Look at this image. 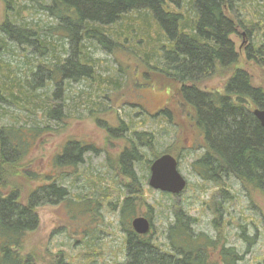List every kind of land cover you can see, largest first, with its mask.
<instances>
[{
  "label": "rangeland",
  "instance_id": "rangeland-1",
  "mask_svg": "<svg viewBox=\"0 0 264 264\" xmlns=\"http://www.w3.org/2000/svg\"><path fill=\"white\" fill-rule=\"evenodd\" d=\"M187 1L179 0V7L173 4L170 8L183 11L181 7L188 8ZM262 3V0L256 5L251 0L235 3V32L230 39L238 55L236 67L247 71L252 83L264 89V71L246 58L247 47L258 46L264 33ZM136 20H121L107 28L117 35L113 36L115 46H110V50L96 41L84 42L83 48L92 60V76L76 81L65 79L56 87L46 84L45 77L49 66L57 62L61 65L70 56L68 41L48 32L54 20L34 1L0 0V62L10 68L8 72L0 69V126L40 122L51 127L27 157L9 165L0 162L6 168L2 171L0 167V183L23 180L26 184L21 185L20 195L24 198L37 184L56 179L65 188L68 199L78 197L87 201L86 207L90 209L79 212V205L69 207L63 200L57 205L38 207V224L27 237L26 251L36 262L44 264H53L59 257L69 264L123 262L124 231L119 211L127 199L137 211L133 218L143 216L150 221L148 235L161 249L166 244V229L174 220L173 212L182 210L196 220L192 226L195 232L218 237L219 244L233 246L240 252L246 247L240 237L244 227L253 245L241 264L263 263L264 193L243 185L233 176L216 184L194 173L192 164L204 153L203 140L193 130L188 109L174 112L177 97L164 75L145 74L152 70L140 55L143 57L142 53L150 46L146 47L140 38L141 18L138 16ZM4 24L25 30L37 28L42 37L37 42L18 44L1 30ZM160 44H155L159 54ZM217 76L207 83L213 90L219 89L223 81ZM14 77L24 85L27 83L25 91L30 94L18 95V102L27 106L28 101L33 114L18 107L16 101L9 103V98L4 99L8 95L1 87L4 78L8 82ZM41 78L43 87L38 85ZM167 104L173 111L170 122L158 114ZM43 105L61 109V121L43 118L37 110ZM143 132L152 134V150L138 146L137 134ZM68 141L84 146L81 161L70 166L54 165L53 159L62 154ZM125 148L135 151L136 162L120 161ZM165 150L176 158L177 169L186 180L185 189L177 195L154 190L148 184L149 167L155 159L152 154ZM18 166L19 178L9 173V168L17 172ZM128 169L135 173L136 180L125 173Z\"/></svg>",
  "mask_w": 264,
  "mask_h": 264
},
{
  "label": "trees",
  "instance_id": "trees-1",
  "mask_svg": "<svg viewBox=\"0 0 264 264\" xmlns=\"http://www.w3.org/2000/svg\"><path fill=\"white\" fill-rule=\"evenodd\" d=\"M32 1L54 20L48 32L65 39L70 45V56L63 59L61 65L57 62L47 70L46 84L56 87L65 79L76 81L79 77L92 76V60L83 48L84 42L96 41L110 50V46H115L113 36L117 35L107 28L121 20L137 21L139 16L143 26L139 30L140 38L146 47L150 46L142 53L143 57L140 55L143 63L152 70L145 74L164 75V80L177 97L173 102L174 105L176 103L174 112L176 109H188L193 130L203 140L204 153L192 164L194 173L202 180L216 184H222L224 178L233 176L243 185L264 193V128L252 115L253 109H264V89L252 83L247 71L236 67L238 55L230 35L235 32L234 5L238 0H188V8L181 7L183 11L170 8L173 4L175 8L179 7V0ZM258 1L251 0L255 5ZM248 8L252 9L251 6ZM134 17L137 18L134 20ZM1 30L18 44L37 42L42 37L37 28L25 30L4 24ZM155 44L161 45V54L156 52ZM246 58L264 71V33L258 46L247 47ZM1 68L7 72L10 70L9 65L2 62ZM154 70L159 72L153 73ZM215 76L223 81L219 89L213 90L207 83ZM4 79L1 87L8 92L4 99L9 98V103L16 101L18 107L32 113L28 101L27 106L18 102V95L30 94L25 91L27 83L24 85L15 77L8 82ZM42 83L41 78L38 85L43 87ZM198 83H202L201 86ZM37 99L43 102L40 97ZM37 110L48 121L59 122L63 117L61 109L48 105ZM172 112L167 104L158 114L170 122ZM50 129L48 124L40 122L27 126H0V162L9 165L24 159ZM137 136H140L137 137L139 147L152 150V134L148 136L143 132ZM134 141L130 140L131 143ZM138 146L133 145L135 149ZM83 149L82 144L68 141L62 154L53 159L54 165L78 164ZM160 154H152L153 159ZM137 159L135 151L128 148L120 154L122 163L136 162ZM0 167L2 171L6 169ZM9 169L11 175L19 178L20 166L16 168L17 172ZM125 173L136 180L131 169ZM9 181L13 182L0 183V264H44L36 262L25 249L27 237L38 224L37 208L57 205L63 200L69 207L77 204L79 212H86L90 210L86 207L88 202L78 200V197L68 199L65 188L56 179L47 184H37L24 198L20 192L21 185L26 183L18 179ZM6 187L10 189L3 191ZM136 214L126 199L119 211V223L124 231V261L114 264H241L253 245V239L246 234L244 227L240 237L246 247L242 252L233 246L219 244L218 237L195 232L192 226L196 220L177 210L173 212V222L166 229V244L161 249L148 233L139 235L133 231L130 222ZM53 264L69 263L59 257Z\"/></svg>",
  "mask_w": 264,
  "mask_h": 264
},
{
  "label": "water",
  "instance_id": "water-1",
  "mask_svg": "<svg viewBox=\"0 0 264 264\" xmlns=\"http://www.w3.org/2000/svg\"><path fill=\"white\" fill-rule=\"evenodd\" d=\"M252 115L264 128V109L255 108ZM149 186L160 192L177 195L186 187V180L177 169V160L171 154L164 153L155 158L149 167ZM133 231L139 235L149 233L150 221L143 217H135L131 221Z\"/></svg>",
  "mask_w": 264,
  "mask_h": 264
}]
</instances>
